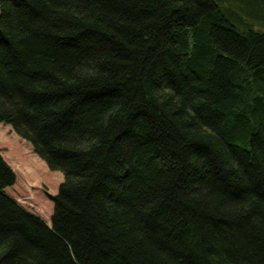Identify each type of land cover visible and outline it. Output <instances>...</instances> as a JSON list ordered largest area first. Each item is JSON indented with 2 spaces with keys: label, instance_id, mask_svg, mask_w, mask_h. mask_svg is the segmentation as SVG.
I'll return each mask as SVG.
<instances>
[{
  "label": "trees",
  "instance_id": "16d2710c",
  "mask_svg": "<svg viewBox=\"0 0 264 264\" xmlns=\"http://www.w3.org/2000/svg\"><path fill=\"white\" fill-rule=\"evenodd\" d=\"M227 1L0 0V123L63 175L49 226L0 154V264H264V30Z\"/></svg>",
  "mask_w": 264,
  "mask_h": 264
},
{
  "label": "rangeland",
  "instance_id": "374dc122",
  "mask_svg": "<svg viewBox=\"0 0 264 264\" xmlns=\"http://www.w3.org/2000/svg\"><path fill=\"white\" fill-rule=\"evenodd\" d=\"M245 1L254 8L253 14L251 12L244 13L236 4H232V2L237 3L242 0H233L231 7L235 8L241 17H248L246 19L251 21L254 28L264 30V22H259L264 19V0ZM222 2L224 5H228L227 0H222ZM0 125L2 126L0 128V152L5 156L15 173V181L9 188V192L27 209L33 211L50 209L49 202L52 203V201L47 194L57 190L62 178L58 179V176L54 175V171L60 173L61 171L50 170L47 167L44 170L43 165L47 166L46 163L43 164L40 157L34 154L29 142L21 138L9 124L1 123ZM25 163L29 164L28 169ZM46 170L49 172L47 173Z\"/></svg>",
  "mask_w": 264,
  "mask_h": 264
},
{
  "label": "crops",
  "instance_id": "0c3cea01",
  "mask_svg": "<svg viewBox=\"0 0 264 264\" xmlns=\"http://www.w3.org/2000/svg\"><path fill=\"white\" fill-rule=\"evenodd\" d=\"M1 124V123H0ZM2 126L0 125V128H1ZM1 136V135H0ZM0 154L2 155V157H3V159L9 164V162L6 160V158H5V156L0 152ZM35 155H37L36 153H34ZM38 156V155H37ZM36 159V158H35ZM37 160V159H36ZM40 160H42L41 162H43V164L45 163V161L42 159V158H40ZM10 165V164H9ZM45 167H47V166H44L43 165V168H44V170L45 169H47V168H45ZM49 169V168H48ZM46 172L48 173L49 171H47L46 170ZM54 175H57L58 176V179H61V178H63V175H61V173L60 172H58V171H54ZM62 180V179H61ZM60 180V181H61ZM25 182V181H24ZM60 183V182H59ZM45 184V183H44ZM13 184H11V185H9V186H6L5 188H4V190L9 194V195H11L12 196V194H11V192H9V188H11V186H12ZM57 191V190H56ZM56 191H54V192H52L51 194H54V193H56ZM13 197V196H12ZM13 198H15V197H13ZM49 204H50V209H48V210H43V211H41V210H39V211H33V210H30V209H28V210H30V211H32V212H34V213H36V214H38L39 216H41L42 218H43V220L48 224V225H50V215H51V212H52V203H50L49 202Z\"/></svg>",
  "mask_w": 264,
  "mask_h": 264
},
{
  "label": "water",
  "instance_id": "95a60500",
  "mask_svg": "<svg viewBox=\"0 0 264 264\" xmlns=\"http://www.w3.org/2000/svg\"><path fill=\"white\" fill-rule=\"evenodd\" d=\"M50 226V225H49Z\"/></svg>",
  "mask_w": 264,
  "mask_h": 264
}]
</instances>
